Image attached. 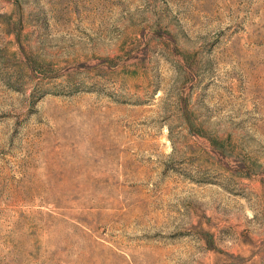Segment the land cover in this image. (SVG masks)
<instances>
[{"label": "rangeland", "instance_id": "rangeland-1", "mask_svg": "<svg viewBox=\"0 0 264 264\" xmlns=\"http://www.w3.org/2000/svg\"><path fill=\"white\" fill-rule=\"evenodd\" d=\"M0 264H264V0H0Z\"/></svg>", "mask_w": 264, "mask_h": 264}]
</instances>
